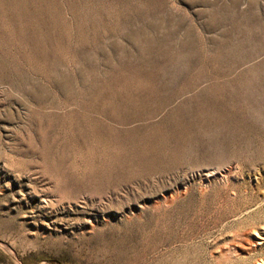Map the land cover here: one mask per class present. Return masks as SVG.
I'll use <instances>...</instances> for the list:
<instances>
[{
    "label": "rangeland",
    "instance_id": "374dc122",
    "mask_svg": "<svg viewBox=\"0 0 264 264\" xmlns=\"http://www.w3.org/2000/svg\"><path fill=\"white\" fill-rule=\"evenodd\" d=\"M0 264H264V0H0Z\"/></svg>",
    "mask_w": 264,
    "mask_h": 264
}]
</instances>
